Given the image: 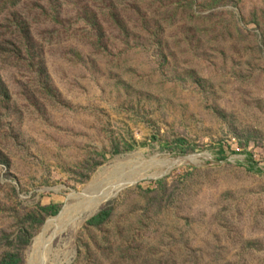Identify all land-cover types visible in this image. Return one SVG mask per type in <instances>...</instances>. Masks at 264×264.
<instances>
[{
	"label": "rangeland",
	"instance_id": "1",
	"mask_svg": "<svg viewBox=\"0 0 264 264\" xmlns=\"http://www.w3.org/2000/svg\"><path fill=\"white\" fill-rule=\"evenodd\" d=\"M1 261L264 264V0H0Z\"/></svg>",
	"mask_w": 264,
	"mask_h": 264
},
{
	"label": "trees",
	"instance_id": "2",
	"mask_svg": "<svg viewBox=\"0 0 264 264\" xmlns=\"http://www.w3.org/2000/svg\"><path fill=\"white\" fill-rule=\"evenodd\" d=\"M179 142H180L181 144H184V143H185L184 140H180ZM100 217H101V214L98 215L97 217H95L94 220H96V219H98V218H100ZM9 260H12V262L15 261V259H14L13 257H10ZM0 264H7V262H6V261H1Z\"/></svg>",
	"mask_w": 264,
	"mask_h": 264
},
{
	"label": "bare ground",
	"instance_id": "3",
	"mask_svg": "<svg viewBox=\"0 0 264 264\" xmlns=\"http://www.w3.org/2000/svg\"><path fill=\"white\" fill-rule=\"evenodd\" d=\"M62 214H63V211L60 213V216H61ZM45 245H47V244H45ZM45 245H44V246H45ZM43 253H44V252H43Z\"/></svg>",
	"mask_w": 264,
	"mask_h": 264
}]
</instances>
